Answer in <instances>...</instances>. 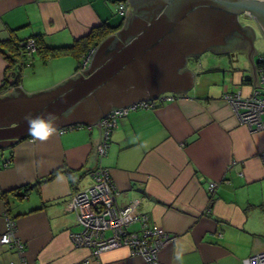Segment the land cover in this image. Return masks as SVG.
Here are the masks:
<instances>
[{"label":"crops","instance_id":"crops-1","mask_svg":"<svg viewBox=\"0 0 264 264\" xmlns=\"http://www.w3.org/2000/svg\"><path fill=\"white\" fill-rule=\"evenodd\" d=\"M126 2L128 13L121 17L116 0H0V45L21 46L36 37L41 48L68 47L95 35V29L108 31L92 38L95 44L79 62L70 54L46 60L41 51L25 55L16 64V82L12 78L7 88L8 62L0 54V99L14 94L17 87L25 95L47 92L82 73L103 41L113 35L121 42L117 33L127 16L147 21ZM244 17L251 22L245 23L241 16L236 20L240 27L252 29L254 48L256 34L264 37V31ZM261 53L252 56L254 66ZM186 69L192 73L190 88L160 92L157 96L171 94L176 99L155 109L132 111L119 120L103 158L94 151L96 128L60 133L61 124L46 140L29 135L0 149V234L6 229L7 213L24 244L25 264H79L89 258V264H144L124 247L92 259L88 249L75 248L70 241L69 233L79 228L65 205L74 191L91 185L90 172L99 166L109 171L118 206L138 200L148 226L172 238L158 252L160 262L241 264L264 251V173L259 158L264 131L251 132L240 125L221 99L224 92L251 93L252 64L244 51L207 49L198 56H185L177 73ZM113 108L117 107L107 111ZM54 171L59 172L48 181L26 188ZM211 182L216 183L212 195ZM129 229L140 234L138 223ZM0 264L20 260L0 245Z\"/></svg>","mask_w":264,"mask_h":264},{"label":"water","instance_id":"water-1","mask_svg":"<svg viewBox=\"0 0 264 264\" xmlns=\"http://www.w3.org/2000/svg\"><path fill=\"white\" fill-rule=\"evenodd\" d=\"M129 2L132 12L147 21L127 16L117 33L121 42L113 35L103 41L82 73L47 92L25 95L17 87L14 94L0 99V149L29 136L28 114L53 113L55 127L76 125L74 121L96 124L109 108L156 98L166 90H187L192 73L186 69L178 74L177 69L184 65L185 56H198L207 49L246 52L253 84L259 87L252 60L257 53L252 47L253 31L240 27L236 18L247 15L264 31V0Z\"/></svg>","mask_w":264,"mask_h":264},{"label":"built area","instance_id":"built-area-1","mask_svg":"<svg viewBox=\"0 0 264 264\" xmlns=\"http://www.w3.org/2000/svg\"><path fill=\"white\" fill-rule=\"evenodd\" d=\"M116 13L125 17L128 13L126 0H116ZM19 45L23 53L30 56L35 52V40L27 39ZM93 50L83 61L89 58ZM82 66V67H83ZM255 74L259 87L253 86L251 93L242 95L240 92H224L221 99L226 103L238 123L251 132L264 131V52L257 56ZM255 81V79H254ZM176 96L171 94L158 95L156 98L138 100L122 107L109 110L95 125H70L60 129V133L73 129L93 127L98 130V138L94 146L99 158L106 155L109 139L119 120L136 110H150L172 102ZM260 162L264 173V151L260 153ZM91 185L76 190L71 194L65 209L74 215L75 224L79 228L69 233V238L75 248H85L90 251L92 259L106 251L118 248H128L132 256L141 258L144 264H164L158 259V252L172 238L156 227L148 226L147 217L139 211V201L133 200L127 206L120 207L116 203L118 191L113 183L108 169L99 166L90 172ZM216 183L208 184V192H215ZM6 215V229L0 234V245L13 250L20 264H25L24 244L16 236L14 222ZM138 223L140 234L130 231L132 224ZM90 258L79 264H89ZM241 264H264V251L252 254L241 261Z\"/></svg>","mask_w":264,"mask_h":264},{"label":"trees","instance_id":"trees-1","mask_svg":"<svg viewBox=\"0 0 264 264\" xmlns=\"http://www.w3.org/2000/svg\"><path fill=\"white\" fill-rule=\"evenodd\" d=\"M95 32V35L90 34L86 36L83 39H79L74 42L73 45L68 46V47H45L43 46L42 48L40 47V41L36 38L33 37L32 39L35 40V46H36V52H42L44 59H49V58H55L61 55H66L70 54L73 55L76 59H79L82 57V55L85 54V52L89 49L90 46L94 45L95 42L92 41V38H97L99 36H105L108 31H103V29H95L93 30ZM99 31V32H97ZM98 33V35H97ZM9 44V42H8ZM6 43L0 45V54L4 55V58L8 62V66L6 68L7 73H6V78H4V88H7L5 86L10 85L12 81V78H17L18 76L16 75V64L19 62V59H23L25 57V54L23 53V48L17 45H8ZM8 47L10 50H4L2 49L3 47ZM9 51V52H8ZM80 68V66L77 67V70ZM14 80V79H13ZM3 87V86H2ZM61 171V170H60ZM59 171H54L51 173L49 176H47L45 179L40 180L35 182L32 185H28L26 188L27 189H32L37 187L41 182L43 181H48L51 179L54 175H56Z\"/></svg>","mask_w":264,"mask_h":264},{"label":"clouds","instance_id":"clouds-1","mask_svg":"<svg viewBox=\"0 0 264 264\" xmlns=\"http://www.w3.org/2000/svg\"><path fill=\"white\" fill-rule=\"evenodd\" d=\"M55 114L46 113L44 115H26L29 135L36 140H46L51 134L57 131L55 127Z\"/></svg>","mask_w":264,"mask_h":264},{"label":"rangeland","instance_id":"rangeland-1","mask_svg":"<svg viewBox=\"0 0 264 264\" xmlns=\"http://www.w3.org/2000/svg\"><path fill=\"white\" fill-rule=\"evenodd\" d=\"M242 19L244 20L245 23L249 24L251 21L249 19H246L244 17V15L241 16ZM256 42H255V47L254 49L258 52V53H261V52H264V37L262 34L260 33H257L256 34ZM204 65L202 64V67Z\"/></svg>","mask_w":264,"mask_h":264}]
</instances>
